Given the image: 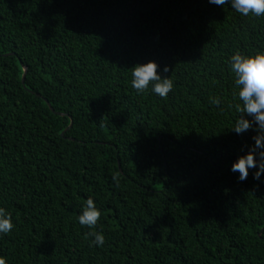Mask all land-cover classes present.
<instances>
[{
    "label": "trees",
    "instance_id": "trees-1",
    "mask_svg": "<svg viewBox=\"0 0 264 264\" xmlns=\"http://www.w3.org/2000/svg\"><path fill=\"white\" fill-rule=\"evenodd\" d=\"M258 50L264 17L207 0H0V256L264 264V184L229 170L255 132L231 131L226 64ZM148 61L168 67L167 98L131 87ZM89 197L99 248L77 222Z\"/></svg>",
    "mask_w": 264,
    "mask_h": 264
},
{
    "label": "clouds",
    "instance_id": "clouds-1",
    "mask_svg": "<svg viewBox=\"0 0 264 264\" xmlns=\"http://www.w3.org/2000/svg\"><path fill=\"white\" fill-rule=\"evenodd\" d=\"M207 3L220 8L227 6L231 11L242 17H264V0H207ZM227 70L232 78V99L238 101L235 110L238 113L231 131L236 135H242L252 130L255 135L251 137L253 144L247 152L240 155L232 163L230 171L238 173L239 182L245 181L252 171V178L260 184L264 175V50H258L252 54L234 52L226 61ZM131 69V87L136 93L150 92L161 99L167 98L173 90L174 82L170 76L164 75L169 69H162L155 61L136 64ZM216 107L220 106V100L213 98L210 101ZM115 180V176L113 177ZM100 210L96 207L93 198L89 197L77 216V222L90 231L89 246L102 247L104 235L102 231H91L97 227L100 220ZM14 225L11 215L0 207V236H6L12 232ZM0 264H7V258L0 256Z\"/></svg>",
    "mask_w": 264,
    "mask_h": 264
},
{
    "label": "water",
    "instance_id": "water-1",
    "mask_svg": "<svg viewBox=\"0 0 264 264\" xmlns=\"http://www.w3.org/2000/svg\"><path fill=\"white\" fill-rule=\"evenodd\" d=\"M26 72H27V70L25 69V74H24V76H23L22 83H24V81H25ZM47 104H48V102H47ZM48 105H49V104H48ZM49 107H50V105H49ZM50 108H51V107H50ZM51 110H53V109L51 108Z\"/></svg>",
    "mask_w": 264,
    "mask_h": 264
}]
</instances>
